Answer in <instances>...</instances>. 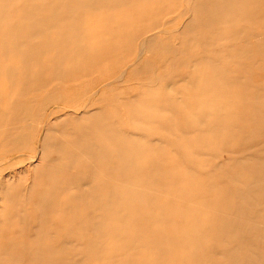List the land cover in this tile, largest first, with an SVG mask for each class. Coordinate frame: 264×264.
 <instances>
[{
  "label": "rangeland",
  "instance_id": "374dc122",
  "mask_svg": "<svg viewBox=\"0 0 264 264\" xmlns=\"http://www.w3.org/2000/svg\"><path fill=\"white\" fill-rule=\"evenodd\" d=\"M111 1L113 0H0V92L3 93V95L0 93L2 96L0 97V112L2 110L5 112L4 119L1 115L3 112L0 113V132H2L0 133L2 134V137H0L1 262L3 261V264H166L170 261L171 264H264V0H241V2L238 0L231 2L229 0L233 3L232 8L230 7L231 3L225 6L222 3L223 0H164L165 2L162 0L165 7L162 2H158L160 0H133L132 3L127 0L128 3L126 2V4L128 5L125 4L123 7L121 3L124 2L121 1L124 0L113 1L115 5ZM224 1L226 2V0ZM237 2L239 3L237 4ZM159 3L163 7L160 8ZM234 3L236 4L234 5ZM227 5L232 10L236 6L237 10L232 13L228 11L229 9H222ZM94 6L96 7L94 8ZM118 6H121V8ZM217 7L219 8L217 9ZM240 8L243 11L242 14L238 13V10H241ZM216 9L218 11L222 10L219 11L222 14L218 15L226 18H222L224 23L229 21L232 26L229 22L223 25L221 17L219 18L217 15L219 12L217 11L216 14L214 12ZM226 11L230 13L228 14ZM155 13L159 15H155ZM185 14H187V18ZM230 14L232 15L228 16ZM200 19H204L203 23L200 22L202 21ZM63 20H66L68 25L65 24L66 21L63 23ZM144 21L148 24L147 26H145ZM140 23L142 25L137 26ZM132 25H136L135 28ZM218 25H221V27H218ZM148 26L152 31H149ZM229 26L232 27H230V31H228ZM79 27V31L82 33L76 31ZM195 27L200 30L193 29ZM217 27L218 29H216ZM222 27L224 28L222 29ZM128 28L130 30L134 29L135 33L133 30L132 32L128 31ZM135 29H140L141 31L138 32L142 33L137 34ZM159 29L162 31H159ZM165 32L167 36H165ZM79 33L82 35H79ZM83 33L86 34V38H83ZM118 34L119 36L121 34L119 38ZM162 34L163 36H161ZM140 35L141 37L144 36L142 37L144 43L141 38H138ZM149 37L151 38L148 39ZM201 37H204V40ZM130 40L133 41L132 44L137 45L130 44V47ZM60 41H64L62 42L63 46ZM77 43L81 49L86 48L81 50L80 47H77ZM125 43L127 48L132 49L133 47V51H130L131 49L130 52L126 51ZM56 45L60 47L59 49H64V53L59 50L63 55L59 54ZM89 45L93 49H88ZM94 45H96V48ZM190 45L192 46L190 47ZM150 46L152 47L149 48ZM112 47L114 48L112 49ZM71 49L74 50L72 57ZM34 50L37 53H33ZM86 50H88V53L85 52ZM96 50L98 52L102 50L105 53H97ZM75 52L77 55L79 54V57L75 56ZM84 53L87 55L85 56ZM33 54L34 56L39 54V56L34 59ZM68 54L70 61L67 59ZM58 55L60 58L56 60L59 57ZM53 56L56 57L55 60H52L54 59ZM42 58L44 61L41 60ZM71 58L76 67L69 64ZM64 59H66L65 66L61 64H64ZM60 60L62 62L58 64ZM78 60L82 61L83 66H78ZM136 60L137 62H135ZM211 60H216L218 63L216 61H213L215 65L209 63ZM52 61H56V63L54 64ZM33 62L36 64L35 67ZM219 62L221 65H218ZM10 63L12 67L9 66ZM172 63L175 64L172 65ZM31 64L33 69L36 68L37 71L34 72L31 69ZM56 64L58 73L55 71ZM212 65L213 68L215 66V69L222 71V73L216 72ZM39 68H42V74L47 73V75H44L47 76V79L48 76H52L49 77L50 81L52 79L51 82H48L49 79L46 80V78V81L43 82V75L42 79H39L41 77V73L38 72ZM74 68L76 71L73 70ZM226 68L232 70L227 69L226 72ZM51 69L53 70L52 73ZM61 69H65L68 75L65 76L66 74ZM82 69H85V71ZM9 70H12L11 73ZM235 70H237V73L233 72ZM72 71L76 74L79 71V73L76 75ZM33 72L34 75H39L38 78L33 76ZM57 74H59V77H57ZM61 74L63 77L60 76ZM217 74L221 75V78H218ZM75 75L78 78L73 77ZM222 76L223 80H221ZM29 77L33 81L29 80L28 85ZM60 77L62 78L60 79ZM71 77L73 78L70 79ZM154 81L155 83H153ZM39 82H43L44 86L40 85ZM200 82L202 85H200ZM46 83H49L50 86H45ZM231 83L239 87L240 90L234 88V86L231 88ZM34 86L39 89L38 92L33 89ZM201 86L206 89L208 86L210 87H208V90L203 88L204 92L199 89ZM228 86H230V89L227 88ZM246 86L247 89L245 90ZM210 88L212 90H209ZM242 89L250 95L244 94ZM96 90H98V93L91 97ZM52 91L56 92L52 93ZM192 91L196 95L191 94ZM213 91L214 93H212ZM33 92H36L35 95ZM209 92L212 98L211 96L206 97ZM179 97L180 99H178ZM250 98L252 99L250 100ZM24 99L29 100L25 101ZM231 100L232 102H230ZM43 101H45V104ZM262 103L263 105H261ZM257 104L259 105L254 106ZM93 105L95 106L93 107ZM240 105L244 110L241 109ZM64 106L68 109H62ZM110 106L112 109L114 108V111L111 112ZM228 107L229 109L226 110ZM51 110L56 111V113L49 117ZM71 110L75 111L71 113ZM26 111H28L27 114ZM26 115L30 117V120L27 119L28 116ZM78 115L80 116L78 117ZM163 118L166 120H163ZM100 119L103 122H100ZM160 120L162 123L158 122ZM157 122L161 125L157 126ZM42 123L45 125L51 123L54 128L48 130V132L46 126ZM27 124L28 128L25 126ZM64 124L67 125L64 127L65 129L67 127L68 131L61 127ZM68 126H72V128L68 129ZM16 128L17 130H15ZM62 128L64 133L69 134L68 136L61 133L62 131L60 132ZM106 130L114 133L111 136L108 132L107 135ZM117 130H119L118 134H120L122 140H119V136L115 132ZM45 132L49 133L50 136L56 135L53 136V144L51 143V137L48 136V143H46L48 145L43 148L42 142L45 140L43 135H48ZM19 135L20 137H18ZM72 135L74 136L72 137ZM59 139L68 140V142H61ZM78 139L79 141H77ZM31 140L32 143H30ZM162 141L164 142L162 143ZM83 142L88 145L86 146ZM73 143L74 145H72ZM51 144L52 146L49 148ZM63 144H65L64 150L60 148ZM66 144H68L67 147ZM149 145L150 148H148ZM73 146H76V149ZM97 146L99 147L97 148ZM55 147L60 148V150H55ZM99 149L104 155L100 153ZM10 150L13 151L10 152ZM156 151L157 153L159 151V158ZM149 153L154 154L152 157L154 156L157 161L150 157L151 154ZM38 154L40 155L38 156ZM190 154H192V157ZM165 155L174 157V160L172 157L170 159L165 157ZM46 157L47 159H45ZM164 157L166 159L163 160ZM161 158L163 161H160ZM150 159L153 160L150 161ZM175 159H179V161L173 162L176 161ZM53 161H57V163ZM165 164L172 165L166 167ZM45 167L47 170L48 168L51 170L50 173L47 172L50 175L54 174L53 177H51L52 175L47 176L48 173H45L44 177L41 176L46 172ZM180 167L183 169L182 174L179 173L181 171ZM141 168L143 169L142 173H140ZM42 169L45 171L42 172ZM151 169H153L152 174L150 173ZM160 169L165 172L164 177L162 176L164 172ZM176 169H179V171ZM186 169H189L190 173L186 172ZM31 173L34 176H31ZM61 173L62 178H60ZM178 173L179 175H177ZM186 173L192 174L190 177H194L193 179L196 181L192 178V180H188ZM249 173L251 175L247 176ZM153 174L156 177V183L154 176L152 177ZM172 174H175L174 178ZM245 174L247 178H245ZM38 175L43 178H38ZM199 175L201 176L198 177ZM46 176L48 180L51 177V181L47 180L46 182ZM140 176L143 177L140 179ZM185 176L186 178H184ZM195 177L198 178V181ZM201 177H207V181L210 178L212 179L207 184V181L203 182L206 180L205 178L202 184ZM59 178L61 183H58ZM181 178L183 180H180ZM63 179L64 182H62ZM34 180L39 184L37 185ZM54 180H57L55 185L54 182L56 181ZM184 180L188 186L185 185ZM31 181L32 183H30ZM97 181L99 184L101 181L102 183L95 185L94 183H97ZM180 181H183V184H178ZM153 183L156 185L154 186ZM68 184L72 186V189L68 186L71 190H67ZM101 185L105 188L100 189ZM60 186L64 190L60 189ZM48 187L53 193L51 190L48 191ZM57 187L62 192H59ZM36 188L37 190H35ZM152 188L155 191H152ZM182 188L185 192L191 191V194L184 193L189 194V197L188 195L187 197L186 195L181 197L183 195ZM188 188L190 189L187 190ZM40 189L42 195L39 193ZM96 189H99V192L102 191L99 193ZM215 189L220 192L217 194L218 191ZM61 193L65 194L62 195ZM14 194L17 195L14 196ZM106 194L108 197H106ZM195 194L197 197L194 196ZM38 195L41 196L39 199L37 198ZM60 195L62 196L60 197ZM147 196L148 199H146ZM56 198L57 200H54ZM55 201L56 203H54ZM139 201L140 203H138ZM12 203L13 205L17 203L15 208ZM151 203L154 207L159 208L156 212ZM9 204H11V207L8 208L7 205ZM137 204L140 211L136 209ZM170 205H173V208H170ZM170 210L175 214V219H172L171 216V219L177 222L175 225L173 221L169 223L171 221L169 218L171 215ZM184 211L189 212L185 213ZM182 212L183 214H181ZM188 213L191 219L189 216L187 219L190 221L187 220L188 224H186L185 219ZM122 214H125V217L124 215L121 217ZM150 215L153 217L151 220H156L155 222L148 218ZM13 216L15 218H12ZM131 217L133 218L127 220ZM165 217L168 218V222H166ZM122 219L125 220L122 221ZM152 222L154 225H151ZM130 223L133 227L129 225ZM162 225H164L163 228ZM191 230L193 231L191 232ZM190 234H193L196 239H191L193 237ZM143 235H146L147 241H150L149 245H147L148 243ZM149 235L151 238H149ZM181 235L182 237L184 235L183 241L178 240ZM187 236L191 237L187 239L190 240V245H187V241L184 240ZM34 238L37 240L39 238V240L32 241ZM44 242L45 245H43ZM7 243L12 244H8V246ZM3 246H6V249ZM28 246L30 247L28 248ZM31 247L33 249H30ZM209 253L210 258H208ZM36 254L39 257L38 259ZM150 256L152 257L149 258ZM44 259L45 262H43Z\"/></svg>",
  "mask_w": 264,
  "mask_h": 264
},
{
  "label": "bare ground",
  "instance_id": "6f19581e",
  "mask_svg": "<svg viewBox=\"0 0 264 264\" xmlns=\"http://www.w3.org/2000/svg\"><path fill=\"white\" fill-rule=\"evenodd\" d=\"M59 1H60V0H59ZM85 1H86V0H85ZM109 1H110V0H109ZM113 1H115V0H113ZM113 1H111V2L113 3ZM118 1H119V0H118ZM132 1H133V0H130L131 3H132ZM136 1H137V0H136ZM163 1H164V0H163ZM163 1L160 0V1H158V2H160V3L162 2V5H163L164 2H165V1H164V2H163ZM184 1H185V0H184ZM206 1H207V0H206ZM208 1H209V0H208ZM228 1H229V0H228ZM228 1L226 0V2H225V1L223 0L222 3H224L225 6H226V4H230L233 0H231V2L229 1V3H228ZM238 1L241 2V0H238ZM73 2H74V1H73ZM111 2H110V4H111ZM121 2H124V3H121ZM121 2H120V3H121V5H122V7H123V5L125 6L127 0H126V1L124 0V1H121ZM130 2H129V3H130ZM234 2H235V1H234ZM239 2H237V4H238ZM33 3H35V2H33ZM118 3H119V2H118ZM120 3H119V4H120ZM127 3H128V2H127ZM160 3H159V4H160ZM98 4H99V3H98ZM113 4H114V3H113ZM116 4H117V2H116ZM189 4H190V3H189ZM205 4H206V3H205ZM224 4H222V5H224ZM232 4H233V3H231L230 7L232 6ZM235 4H236V3H234V5H235ZM242 4H243V3H242ZM244 4H245V3H244ZM73 5H74V4H73ZM94 5H95V4H94ZM114 5H115V4H114ZM126 5H128V4H126ZM157 5H158V4H157ZM160 5H161V4H160ZM160 5H159V6H160ZM162 5L160 6V8L163 7ZM166 5H167V3H166ZM234 5H233V6H234ZM6 6H7V5H6ZM58 6L60 7L59 4H58ZM212 6H213V5H212ZM217 6H218V4H217ZM86 7H87V6H86ZM95 7H96V6H94V8H95ZM112 7H113V6H112ZM118 7H119V6H118ZM118 7H117V8H118ZM157 7H158V6H157ZM164 7H165V4H164ZM191 7H192V5H191ZM191 7L189 6V9H190ZM219 7H220V4H219ZM219 7H217V9H218ZM252 7H253V6H252ZM60 8H61V7H60ZM76 8H77V7H76ZM90 8H91V7H90ZM113 8H115V7H113ZM119 8H121V6H120ZM158 8H159V7H158ZM214 8H215V7H214ZM220 8H221V7H220ZM231 8H232V7H231ZM231 8H228V5H227V7H224V8H222V9H225V10H226V9H229L228 11H231L232 13H233V11H236V10H237V9H236V6H235V8H233V10H232ZM242 8H243V7H242ZM248 8H249V7H248ZM217 9L214 11L215 14H216L217 11H218ZM240 9H241V8H240ZM61 10H63V9H61ZM61 10H60V11H61ZM180 10H181V9H180ZM186 10H187V9H186ZM200 10H201V9H200ZM209 10H210V9H209ZM220 10H221V9H220ZM220 10H219V11H220ZM60 11H59V12H60ZM65 11H66V9H65ZM70 11H71V10H70ZM219 11H218V12H219ZM221 11H222V10H221ZM240 11H242V9H241ZM240 11L238 10V13L242 14L243 11H242V12H240ZM66 12H68V11H66ZM66 12H65V13H66ZM76 12H77V11H76ZM179 12H180V11H179ZM184 12H185V11H184ZM194 12H195V11H194ZM226 12H227V11H226ZM244 12H245V8H244ZM181 13H182V12H181ZM185 13H186V12H185ZM191 13H192V11H191ZM220 13H221V12L217 13V15L220 14ZM223 13H224V11H223ZM227 13H228V12H227ZM229 13H230V12H229ZM229 13H228V14H229ZM27 14H28V13H27ZM156 14H157V13H155V15H156ZM179 14H180V13H179ZM212 14H214V13H212ZM215 14H214V16H215ZM221 14H222V13H221ZM224 14L227 15L226 13H224ZM22 15H23V14H22ZM67 15H68V14H67ZM157 15H159V14H157ZM182 15H183V14H182ZM186 15H187V14H185V17H186ZM231 15H232V14H230V15H228V16H231ZM257 15H259V14H257ZM28 16H29V15H28ZM63 16H64V15H63ZM218 16H219V18H220L222 15H218ZM218 16H217V17H218ZM158 17H159V16H158ZM160 17H161V16H160ZM167 17H168V16H167ZM190 17H191V16H190ZM215 17H216V16H215ZM65 18H66V17H65ZM154 18H155V17H154ZM165 18H166V17H165ZM168 18H169V17H168ZM186 18H187V17H186ZM222 18H223V19H226V18H224V16L220 18L221 21H223V25H226V23H228L229 21L226 22V23H224V20H222ZM234 18H235V16H234ZM245 18H247V17H245ZM152 19H153V18H152ZM159 19H160V18H159ZM170 19H172V18H170ZM174 19H175V18H174ZM174 19H172V20H174ZM197 19H199V18H197ZM206 19H207V18H206ZM241 19H242V18H241ZM258 19H259V18H258ZM175 20H176V19H175ZM200 20H202V19H200ZM200 20H198V21H200ZM203 20H204V19H203ZM203 20L200 21V22L203 23ZM210 20H211V19H210ZM210 20H207V21H210ZM64 21H66V20H63V23H64ZM170 21H171V20H170ZM170 21H166V22L169 23ZM226 21H227V20H226ZM158 22H159V21H158ZM196 22H197V21H196ZM215 22H216V21H215ZM61 23H62V22H61ZM68 23H69V21H68ZM156 23H157V22H156ZM207 23H208V22H207ZM229 23H230V22H229ZM235 23H237V22H235ZM246 23H247V22H246ZM248 23H249V22H248ZM65 24L68 25V24H67V21L65 22ZM144 24H146L145 26L148 25L145 21H144ZM154 24H155V23H154ZM162 24H163V23H162ZM173 24H174V23H173ZM208 24H210V23H208ZM212 24H214V23H212ZM230 24H231V26H232V23H230ZM244 24H245V23H244ZM249 24H250V23H249ZM29 25H30V24H29ZM136 25H137V24H136ZM136 25H135V26H136ZM139 25H142V24L140 23V24H138L137 26H139ZM168 25H169V24H168ZM189 25H190V24H189ZM246 25H247V24H246ZM132 26H133V25H132ZM135 26H133V28H135ZM143 26H144V25H143ZM162 26H163V25H162ZM219 26L221 27V25H218V27H219ZM231 26H229V28H228L229 30L227 29L228 31L231 30V29H230ZM256 26H257V25H256ZM30 27H31V26H30ZM80 27H82V26H80ZM80 27H79V29L76 30V31H79V30H80ZM163 27H164V26H163ZM211 27H214V26H211ZM218 27H217L216 29H218ZM227 27H228V26H227ZM28 28H29V26H28ZM32 28H33V27H32ZM157 28H158V26H157ZM189 28H190V26H189ZM223 28H224V27H222V29H223ZM231 28H232V27H231ZM255 28H256V27H255ZM148 29H149V26H148ZM162 29H164V28H162ZM193 29L196 30L197 27H195V28H193ZM198 29H199V28H198ZM198 29H197V31H198ZM210 29H212V28H210ZM132 30H133V32H134V29H132ZM132 30H130V28H128V31L132 32ZM135 30H136V29H135ZM139 30H140V29L136 30V31H137V34L142 33V32H138ZM153 30H154V29H153ZM160 30H161V29H159V31H160ZM176 30H177V29H176ZM195 30H194V31H195ZM199 30H200V29H199ZM201 30H203V28H201ZM214 30H215V29H214ZM27 31H28V30H27ZM74 31H75V30H74ZM93 31H94V30H93ZM140 31H141V30H140ZM149 31H152V30L149 29ZM161 31H162V30H161ZM164 31H165V30H164ZM173 31L175 32L174 29H173ZM173 31H172V32H173ZM189 31H190V30H189ZM189 31H188V32H189ZM194 31H193V33L196 34ZM206 31H207V30H206ZM218 31H220V30H218ZM221 31H222V30H221ZM79 32H80V31H79ZM130 32H128V33H130ZM156 32H157V31H156ZM167 32H168V31H167ZM183 32H184V31H183ZM203 32H204V31H203ZM216 32H217V31H216ZM256 32H257V30H256ZM32 33H33V32H32ZM80 33H82V32H80ZM80 33H79V35H82V34H80ZM84 33H85V32H84ZM84 33H83V34H84ZM134 33H135V32H134ZM148 33H149V32H148ZM148 33H147V34H148ZM153 33H154V32H153ZM158 33H159V32H158ZM163 33H164V32H163ZM198 33H199V32H198ZM212 33H214V32H212ZM219 33H220V32H219ZM227 33H228V32H227ZM229 33H230V32H229ZM21 34H22V33H21ZM87 34H88V33H87ZM149 34H150V33H149ZM167 34H168V33H167ZM169 34H170V33H169ZM185 34H186V33H185ZM75 35H76V34H75ZM75 35H74V36H75ZM85 35H86V34H84V37H83V38H86ZM186 35H187V34H186ZM203 35H204V34H203ZM214 35H216V34H214ZM217 35H219V34H217ZM26 36H27V35H26ZM88 36H90V35L88 34ZM120 36H121V34H120ZM120 36H119V34H118V38H119ZM125 36H126V35H125ZM149 36H150V35H149ZM161 36H163V34H162ZM165 36H167V35H166V32H165ZM78 37H79V36H78ZM126 37H127V36H126ZM142 37H144V36H142ZM142 37H141V35H140V37H138V38H139V39L141 38L142 41H143V38H142ZM145 37H146V36H145ZM147 37H148V36H147ZM215 37H217V36H215ZM218 37H219V36H218ZM81 38H82V37H81ZM122 38H123V37H122ZM128 38L130 39L129 34H128ZM128 38H127V39H128ZM150 38H151V37H149L148 39H150ZM152 38H153V37H152ZM201 38L203 39L204 37H201ZM221 38H223V37H221ZM239 38H240V37H239ZM116 39H117V38H116ZM185 39H186V38H185ZM187 39H188V38H187ZM187 39H186V40H187ZM198 39H199V37H198ZM202 39H201V41H202ZM213 39H214V38H213ZM25 40H26V39H25ZM84 40H85V39H84ZM186 40H185V41H186ZM195 40H196V39H195ZM203 40H204V39H203ZM205 40H206V39H205ZM210 40H211V37H210ZM229 40H230V39H229ZM69 41H70V39H69ZM77 41H78V40H77ZM117 41H118V40H117ZM128 41H129V40H128ZM128 41H127V43H129ZM136 41H137V40L135 39V42H136ZM150 41H151V40H150ZM150 41H149V42H150ZM153 41H154V40H153ZM201 41H200V42H201ZM214 41H215V40H214ZM216 41H217V40H216ZM239 41H240V40H239ZM6 42H7V41H6ZM60 42H61V44H62V42H64V41H60ZM60 42H59V43H60ZM131 42L133 43V41L130 40V43H129V46H130V47H131L130 44H132ZM144 42H145V41H143V43H144ZM147 42H148V41H147ZM158 42H160V41H158ZM215 43H217V42H215ZM5 44H6V43H5ZM61 44H60V45H61ZM103 44H104V43H103ZM146 44H148V43H146ZM158 44H159V43H158ZM190 44H192V43H190ZM64 45H65V44H64ZM77 45H78L77 47H80L78 43H77ZM85 45H86V44H85ZM85 45H82V46H85ZM104 45H105V44H104ZM104 45H103V46H104ZM116 45H118V44H116ZM116 45H113V46L115 47ZM125 45H126V43H125ZM132 45H137V44H132ZM139 45H141V44H139ZM197 45H198V44H197ZM228 45H229V44H228ZM46 46H47V45H46ZM62 46H63V44H62ZM62 46H61V47H62ZM86 46H87V45H86ZM94 46H95V48H96V45H94ZM111 46H112V45H111ZM146 46H147V45H146ZM159 46H160V45H159ZM168 46H170V45H168ZM188 46H189V44H188ZM191 46H192V45H190V47H191ZM219 46H220V45H219ZM219 46H218V47H219ZM55 47H58V45H56ZM99 47L101 48V46H99ZM114 47H112V49H113ZM124 47H125V46H124ZM130 47L127 48V45H126V48H127L126 51H127V50H128V52L133 51V47H132V49H131ZM151 47H152V46H150L149 48H151ZM157 47H158V46H157ZM165 47H166V46H165ZM216 47H217V46H216ZM221 47H222V46H221ZM221 47H220V48H221ZM226 47H227V46H226ZM38 48H39V47H38ZM44 48H45V47H44ZM59 48H60V47H58L57 50H58V51H59V50L61 51L62 49H59ZM74 48H76V47H74ZM84 48H86V47H83V49H81V47H80L81 50H84ZM87 48H88V49L91 48L90 45H89V47H87ZM135 48H136V47H135ZM147 48H148V47H147ZM149 48H148V49H149ZM168 48H169V47H168ZM222 48H223V47H222ZM42 49H43V48H42ZM47 49H48V48H47ZM78 49H79V48H78ZM78 49H77V50H78ZM80 49H79V51H80ZM91 49H93V48H91ZM130 49H131V50H130ZM44 50H45V49H44ZM44 50H43V51H44ZM63 50H64V49H63ZM63 50H62V51H63ZM71 50H72V51H71V53H72L71 57H72V56H73V52H74V50H73V49H71ZM77 50H76V52H77ZM94 50H95V49H94ZM97 50H98V49H97ZM97 50H96L97 53H102V52H104V51H102V50H101V52H98ZM129 50H130V51H129ZM134 50H135V49H134ZM143 50H144V49H143ZM169 50H170V48H169ZM58 51H56V52L58 53ZM60 51H59V54H62V52L60 53ZM65 51H66V50H65ZM171 51H172V50H171ZM174 51H175V50H174ZM35 52L37 53V51L34 50L33 53H35ZM56 52H54V53L57 54ZM76 52H75V53H76ZM80 52H81V51H80ZM83 52H84V51H83ZM83 52H82V55H83ZM85 52L88 53V50H86ZM89 52H90V50H89ZM117 52H118V51H117ZM120 52H121V51H120ZM146 52H147V50H146ZM63 53H64V51H63ZM75 53H74V55H75ZM104 53H105V52H104ZM107 53H108V52H107ZM112 53H113V52H112ZM131 53H132V52H131ZM131 53H129V54H131ZM144 53H145V52H144ZM167 53H168V52H167ZM173 53H174V52H173ZM39 54H40V53H39ZM39 54H36V56H39ZM45 54H46V53H45ZM45 54H44V55H45ZM69 54H70V53H69ZM69 54H68L67 59H69ZM80 54H81V53H80ZM84 54H85V53H84ZM132 54H134V53H132ZM168 54H169V53H168ZM62 55H63V54H62ZM78 55H79V54H78ZM78 55H77V53H76L75 56H78ZM82 55H81V57H82ZM86 55H87V54H85V56H86ZM127 55H128V54H127ZM144 55H145V54H144ZM165 55H166V54H165ZM165 55H164V56H165ZM28 56H30V55H28ZM36 56H34V54H33L34 59H35ZM56 56H57V55H56ZM58 56H59V55H58ZM65 56H66V54H65ZM85 56H83V57H85ZM122 56H123V55H122ZM166 56H167V55H166ZM238 56H239V55H238ZM78 57H79V56H78ZM120 57H121V55H120ZM137 57H138V56H137ZM139 57H140V56H139ZM141 57H142V56H141ZM168 57H170V55H168ZM168 57H167V58H168ZM47 58L50 60L49 57H47ZM52 58H54V59H52ZM52 58H51L52 60H55L56 57L53 56ZM59 58H60V56L57 57L56 60L59 59ZM61 58H62V60H63V56H62ZM73 58H75V57H73ZM116 58H117V57H116ZM142 58H143V57H142ZM37 59H38V58H37ZM44 59H45V58H44ZM71 59H72V58H71ZM77 59H78V58H77ZM79 59H80V58H79ZM83 59H86V58H83ZM111 59H114V58H111ZM123 59H124V58H123ZM41 60L44 61L43 58H42ZM45 60H47V59H45ZM65 60H66V59H64V61H65ZM81 60H82V58H81ZM81 60H80V61H81ZM90 60H91V59H90ZM106 60H107V59H106ZM124 60H125V59H124ZM124 60H123V62H124ZM67 61H68V60H67ZM69 61H70V59H69ZM69 61H68V62H69ZM72 61H73V59L71 60V62H70L69 64H72L73 67H74L75 65L73 64ZM76 61H77V60H76ZM78 61H79V60H78ZM80 61H79V64H78L77 62H76V63L78 64V66H79V65H80V66H81V65L83 66L82 61H81L82 64L80 63ZM84 61H85V60H84ZM84 61H83V62H84ZM91 61H92V60H91ZM121 61H122V60H121ZM175 61H176V60H175ZM175 61H174V62H175ZM211 61H212V60H211ZM211 61H210V62L208 61V62L214 64L213 61H216V60H213L212 62H211ZM34 62H35V61H34ZM34 62H33V65H34V67H35L36 64H35ZM45 62H46V61H45ZM52 62H54V64L56 63V61H52ZM61 62H62V61L60 60L58 64H60ZM88 62H89V61H88ZM135 62H137V60H136ZM135 62H134V64H135ZM140 62H141V61H140ZM196 62H197V61H196ZM208 62H207V63H208ZM216 62H217V61H216ZM8 63H9V62H8ZM175 63H176V62H175ZM175 63H172V65L175 64ZM217 63H218V62H217ZM219 63H220V62H219ZM221 63H222V61H221ZM221 63L218 64V65H221ZM45 64H47V63H45ZM61 64L65 66V65H66V61L64 62V64H63V63H61ZM69 64H68V65H69ZM77 64H76V65H77ZM102 64H103V63H102ZM138 64H139V63H138ZM5 65H6V63H5ZM31 65H32V64H31ZM33 65H32V68H31V69L35 72V71H37V70H36V68L33 69ZM52 65H53V64H52ZM132 65H133V64H132ZM144 65H145V64H144ZM186 65H187V64H186ZM214 65H215V64H214ZM7 66H8V65H7ZM9 66L12 67V66H11V63H10ZM13 66H14V65H13ZM56 66H57V64L55 65V67H56ZM134 66H135V65H134ZM223 66H224V64H223ZM53 67H54V65H53ZM61 67H62V66H61ZM75 67H76V66H75ZM149 67H150V66H149ZM225 67H226V66H225ZM45 68H46V67H45ZM62 68H63V67H62ZM71 68H72V66H71ZM79 68H81V67H79ZM210 68H211V67H210ZM212 68H213V65H212ZM228 68H229V67H228ZM228 68H226V70H225L226 72H227V69H228ZM8 69H10V68L8 67ZM8 69H7V71H6V74H7V72H8ZM12 69H13V68H12ZM40 69H41V70H40ZM52 69H53V68H52ZM52 69H51V73H52V71H53ZM77 69H78V68H77ZM85 69H86V68H85ZM85 69H82V70L85 71ZM213 69H214L216 72L219 71L220 74L222 73V71H220V70L217 71V70L215 69V66H214ZM218 69H219V68H218ZM24 70H25V69H24ZM45 70H46V69H45ZM49 70H50V69H49ZM56 70H58V67H56L55 71H56ZM59 70H60V69H59ZM63 70H64V71H63ZM63 70L61 69V71H62L63 73L66 74L65 76H67L68 74H67V72H65L66 70H65V69H63ZM70 70H72V69H70ZM73 70H75V68H74ZM223 70H224V69H223ZM228 70H232V69H228ZM4 71H5V69H4ZM9 71H10V70H9ZM11 71H12V70H11ZM11 71H10V73H11ZM26 71H27V70H26ZM41 71H42V68H39V70H38L39 74L41 73ZM46 71H47V70H46ZM68 71H69V70H68ZM75 71H76V70H75ZM225 71H224V75H225ZM18 72H19V71H18ZM34 72H33V76H37V78H38L39 75H34V74H35ZM58 72H59V71H56V73H58ZM72 72H73V74L75 73L74 71H72ZM92 72H93V71H92ZM216 72H214V74H216ZM233 72H236V73H237V70H235V71H233ZM43 73H44V71H43ZM60 73H61V72H60ZM63 73H62V74H63ZM78 73H79V71H78ZM78 73H77V74H78ZM82 73L84 74V72H82ZM53 74H55V73H53ZM53 74H51V75H53ZM62 74H61L60 76L63 77L64 74H63V75H62ZM73 74H72V75H73ZM75 74H76V73H75ZM77 74H76V75H77ZM233 74H234V73H233ZM8 75H9V73H8ZM8 75H7V76H8ZM20 75H21V74H20ZM30 75H31V73H30ZM42 75H43V79H42ZM44 75H47V73H45V74H42V73H41V75H40L41 77L39 78V79H42L43 82L46 81V80H48L49 77H52V76H48V79H47V76L45 77ZM55 75H56V74H55ZM57 75H58L57 77H59V74H57ZM76 75L73 76V77H76ZM79 75H81V74H79ZM79 75H78V76H79ZM90 75H91V74H90ZM224 75H223V76H224ZM228 75H229V74H228ZM235 75H236V74H235ZM7 76H6V77H7ZM31 76H32V75H31ZM33 76H32V77H33ZM217 76H218V78H221V75L217 74ZM217 76H216V77H217ZM219 76H220V77H219ZM223 76H222V79H221V80L224 79ZM27 77H28V76H27ZM57 77H56V79H58ZM62 77H60V79H61ZM73 77H71L70 79H72ZM225 77H226V76H225ZM230 77H231V76H230ZM8 78H9V76H8ZM8 78H7V79H8ZM45 78H46V80H45ZM64 78H66V77H64ZM64 78H63V80L66 81L67 78H66V79H64ZM76 78H78V77H76ZM80 78H81V77H80ZM25 79H27V78L25 77ZM25 79H24V80H25ZM32 79H33V78H32ZM54 79H55V78H54ZM54 79H53V80H54ZM56 79H55V80H56ZM234 79H236V78H234ZM239 79H240V77H239ZM29 80H31L30 77L28 78V81H27V82H28V85H29V82H30ZM55 80H54V81H55ZM63 80H62V81H63ZM10 81H11V79H10ZM31 81H33V80H31ZM37 81H38V79H37ZM49 81H50V79L48 80V82H49ZM51 81H52V79H51ZM51 81H50V82H51ZM210 81H211V80H210ZM237 81H238V80H237ZM24 82H26V81H24ZM24 82H23V83H24ZM43 82H42V83H43ZM184 82H185V80H184ZM201 82H202V81H201ZM201 82H200V85H202ZM33 83H34V82H33ZM33 83H32V86H33ZM39 83H40V85L44 86V84H42L41 82H39ZM153 83H155V81H154ZM238 83H239V82H238ZM241 83H242V82H241ZM8 84H9V83H8ZM11 84H12V83H11ZM35 84H38V83H35ZM50 84H51V83H50ZM185 84H186V83H185ZM198 84H199V82H198ZM14 85H15V84H14ZM30 85H31V84H30ZM47 85H49V83H48V84L46 83L45 86H47ZM107 85H108V84H107ZM171 85H172V84H171ZM231 85H232V83H231ZM231 85H230V86H231ZM239 85H240V83H239ZM23 86H24V85H23ZM36 86H37V85H36ZM36 86L33 87V89H35V91L39 90V89L35 88ZM49 86H50V85H49ZM169 86H170V85H169ZM198 86H199V85H198ZM203 86H204V85H203ZM225 86H226V85H225ZM230 86H228L227 88L230 89V88H229ZM233 86H234V85H232L231 88H233ZM11 87H13V86H11ZM28 87L30 88V86H28ZM37 87H38V86H37ZM47 87H48V86H47ZM62 87H63V86H62ZM208 87H210V86H208ZM208 87H207V89H206L205 87H203V88H205L204 90H208ZM235 87H236V86H234V88H235ZM258 87H259V86H258ZM39 88H41V87L39 86ZM203 88H202V86H201L199 89H202L201 91H204ZM236 88H237L238 90H240L239 87H236ZM21 89H22V88H21ZM41 89H42V88H41ZM48 89H49V88H48ZM48 89H47V90H48ZM163 89H164V88H163ZM192 89H193V88H192ZM192 89H191V90H192ZM246 89H247V86L245 87V90H246ZM28 90H29V89H28ZM43 90H44V89H43ZM51 90H52V89H51ZM53 90H54V89H53ZM98 90H99V89H98ZM98 90H96V91L93 93V95H92V96L90 95V96L93 97L94 95H96V94L98 93ZM191 90H190V91H191ZM209 90H212V88H210ZM214 90H215V88H214ZM242 90H243V89H242ZM29 91H30V90H29ZM29 91H28V92H29ZM40 91H42V90H40ZM45 91H46V90H45ZM56 91H57V90H56ZM56 91H54V92H56ZM59 91H61V90H59ZM164 91H165V90H164ZM193 91H194V89H193ZM193 91L190 92V93H191V94H194ZM243 91H244V90H243ZM253 91H255V90H253ZM253 91H252V92H253ZM258 91H259V90H258ZM258 91H257V92H258ZM21 92H22V91H21ZM21 92H20V93H21ZM37 92H38V91H37ZM54 92L52 91V93H54ZM63 92H64V91H63ZM204 92H205V91H204ZM255 92H256V91H255ZM260 92H261V91H260ZM0 93H2V92H0ZM30 93H31V91H30ZM30 93H27V94H30ZM34 93H36V92H33V94H34ZM50 93H51V92H50ZM52 93H51V94H52ZM150 93H151V92H150ZM166 93H167V92H166ZM212 93H214V91H213ZM246 93H247V91H246V92L244 91V94H246ZM249 93H251V92H249ZM261 93H262V92H261ZM21 94H22V93H21ZM27 94H26V96H27ZM39 94H41V93H39ZM39 94H38V95H39ZM51 94H48V95H51ZM61 94H62V92H61ZM167 94H169V93H167ZM203 94H204V93H203ZM206 94H207V93H206ZM209 94H210V95H209ZM209 94H208V96H206V97L211 96V93H210V92H209ZM247 94H248V93H247ZM255 94H256V93H255ZM1 95H3V93H2ZM1 95H0V97H2ZM34 95H35V94H34ZM38 95H37V96H38ZM48 95H47V96H48ZM54 95H55V94H54ZM56 95H57V94H56ZM194 95H196V94H194ZM198 95H199V94H198ZM215 95H216V94H215ZM218 95H220V94H218ZM239 95H240V94H239ZM248 95H250V94H248ZM256 95H257V94H256ZM37 96H35V97H37ZM47 96H46V98H47ZM66 96H67V94H66ZM148 96H150V95H148ZM192 96H193V95H192ZM222 96H223V95H222ZM27 97H29V96H27ZM62 97H63V96H62ZM91 97H90V98H91ZM165 97H166V96H165ZM201 97H202V96H201ZM213 97H215V96H213ZM217 97H218V96H217ZM217 97H216V98H217ZM219 97H220V96H219ZM219 97H218V98H219ZM223 97H224V96H223ZM25 98H26V97H25ZM44 98H45V97H44ZM50 98H51V97H50ZM155 98H157V97H155ZM166 98H167V97H166ZM211 98H212V96H211ZM220 98H221V97H220ZM240 98H241V95H240ZM22 99H23V98H22ZM37 99H38V98H37ZM52 99H53V96H52ZM66 99H67V98H66ZM73 99H74V98H73ZM178 99H180V97H179ZM233 99H235V98H233ZM237 99H239V98H237ZM237 99H236V101H237ZM247 99H248V97H247ZM251 99H252V98H250V100H251ZM253 99H254V98H253ZM24 100L27 101V100H29V99H27V100L24 99ZM42 100H43V99H42ZM42 100H41V101H42ZM54 100H55V98H54ZM60 100H61V99H60ZM63 100H64V99H63ZM160 100H161V99H160ZM221 100H222V99H221ZM227 100H229V99H227ZM239 100H241V99H239ZM0 101H1V100H0ZM45 101H46V100H45ZM45 101H43L44 104H45ZM64 101H65V100H64ZM193 101H194V100H193ZM195 101H197V100L195 99ZM195 101H194V102H195ZM234 101H235V100H234ZM255 101H256V100H255ZM31 102H32V101H31ZM49 102H50V99H49ZM58 102H59V101H58ZM60 102H61V101H60ZM65 102H66V101H65ZM70 102L72 103V101H70ZM79 102H80V101H79ZM100 102H101V101H100ZM205 102H206V101H205ZM230 102H232V100H231ZM230 102H229V103H230ZM241 102H242V101H241ZM249 102H250V101H249ZM251 102H252V101H251ZM251 102H250V103H251ZM253 102H254V100H253ZM258 102H262V101H258ZM0 103H1V102H0ZM26 103H27V102H26ZM41 103H42V102H41ZM62 103H64V102H62ZM195 103H196V102H195ZM247 103H248V102H247ZM33 104H34V102H33ZM39 104H40V103H39ZM58 104H59V103H58ZM197 104H198V101H197ZM239 104H240V103H239ZM253 104H254V103H253ZM259 104H260V103H259ZM259 104L254 105V106H258ZM28 105H29V104H28ZM52 105H53V103H52ZM71 105H72V104H71ZM236 105H237V103H236ZM261 105H263V103H262ZM36 106H37V105H36ZM38 106H39V105H38ZM40 106H41V104H40ZM40 106H39V107H40ZM57 106H58V105H57ZM94 106H95V105H93V107H94ZM106 106H107V105H106ZM111 106H112V105H111ZM111 106H110V109H112V107H113V106H112V107H111ZM241 106H242V105H240V107H241ZM27 107H28V106H27ZM27 107H25V108H27ZM48 107H49V106H48ZM50 107H51V106H50ZM55 107H56V106H55ZM60 107H61V106H60ZM70 107H71V106H70ZM21 108H23V107H21ZM25 108H24V109H25ZM31 108H32V107H31ZM31 108H29V109H31ZM34 108H35V107H34ZM34 108H33V109H34ZM78 108H79V107H78ZM96 108H97V107H96ZM98 108H99V107H98ZM235 108H236V107H235ZM242 108H243V107H241V109H242ZM40 109H41V107H40ZM62 109L65 110V109H68V108L64 106ZM86 109H87V108H86ZM113 109H114V108H113ZM113 109L111 110V112L114 111ZM199 109H200V108H199ZM227 109H229V107L226 108V110H227ZM9 110H10V108H9ZM41 110H42V109H41ZM76 110H77V109H76ZM84 110H85V109H84ZM91 110H92V109H91ZM95 110H96V109H95ZM193 110H194V108H193ZM232 110H233V109H232ZM243 110H244V108H243ZM10 111H11V110H10ZM51 111H52V112H51ZM51 111H50L51 113L49 114V117L53 116V114L56 113V111H53V110H51ZM73 111H75V110H71V113H72ZM80 111H83V110H80ZM87 111H88V110H87ZM93 111H94V109H93ZM191 111H192V110H191ZM260 111H261V110H260ZM2 112H3V114H1V115L3 116V119H4V115H5L4 113H5V112H4L3 110H2ZM2 112H0V113H2ZM6 112H7V110H6ZM27 112H28V111H26V114H27ZM43 112H44V110H43ZM77 112H78V111H77ZM85 112H86V111H85ZM68 113H69V115H71L70 112H68ZM74 113H75V112H74ZM223 113H224V112H223ZM7 114H9V113H7ZM20 114H21V113H20ZM46 114H47V112H46ZM77 114H78V113H77ZM95 114H96V113H95ZM22 115H23V114H22ZM42 115H43V113H42ZM113 115H114V114H113ZM133 115H134V114H133ZM168 115H169V114H168ZM217 115H218V114H217ZM7 116H8V115H7ZM26 116H28V115H26ZM31 116H32V115H31ZM79 116H80V115H78V117H79ZM95 116H97V115H95ZM134 116H136V115H134ZM166 116H167V115H166ZM168 117H169V116H168ZM210 117H211V116H210ZM11 118H12V117H11ZM29 118H30V117L28 116L27 119L30 120ZM135 118H136V117H135ZM138 118H139V117H138ZM169 118H170V117H169ZM0 119H1V118H0ZM7 119H8V118H7ZM12 119H13V118H12ZM46 119H47V118H46ZM9 120H10V119H9ZM15 120H16V118H15ZM32 120H33V119H32ZM41 120H43V119L41 118ZM66 120H67V119H66ZM154 120H155V119H154ZM156 120H157V119H156ZM161 120H162V119H161ZM161 120L158 121V122L162 123ZM163 120H166V119L163 118ZM2 121H3V120H2ZM18 121H19V120H18ZM18 121H17V122H18ZM20 121H21V120H20ZM47 121H48V120H47ZM67 121H68V120H67ZM69 121H70V120H69ZM7 122H8V120H7ZM14 122H15V121H14ZM14 122H13V123H14ZM17 122H16V123H17ZM27 122H29V121H27ZM35 122H36V121H35ZM42 122H43V121H42ZM71 122H72V121H71ZM74 122H75V121H74ZM100 122H103V120L100 119ZM112 122H113V121H112ZM158 122L156 123V124H158L157 126H159V124H160V123H158ZM163 122L165 123V121H163ZM224 122H225V121H224ZM33 123H34V122H33ZM39 123H40V122H39ZM66 123H67V122H66ZM113 123H114V122H113ZM2 124H3V122H2ZM42 124H44V123H42ZM104 124H105V123H104ZM154 124H155V123H154ZM156 124H155V125H156ZM0 125H1V122H0ZM19 125H20V124H19ZM29 125H30V124H29ZM35 125H36V124H35ZM37 125H38V124H37ZM44 125H45V124H44ZM105 125H106V124H105ZM105 125H104V126H105ZM160 125H161V124H160ZM7 126H8V125H7ZM13 126H14V124H13ZM17 126H18V123H17ZM20 126H21V125H20ZM25 126H27V128H28V124L25 125ZM45 126H46L47 131L50 130V129H53V128H54V127H53V124H51V123H48V124H46ZM59 126H60V125H59ZM64 126H67V125H65V124H64L63 126L61 125V127H64ZM101 126H103V125H101ZM18 127H19V126H18ZM31 127L33 128V126H31ZM31 127H29V129H31ZM68 127H69L68 129H70V127L72 128V126H68ZM163 127H164V126H163ZM169 127H170V126H169ZM19 128H20V127H19ZM27 128H26V129H27ZM34 128H35V127H34ZM44 128H45V127H44ZM106 128H107V127H106ZM144 128H145V127H144ZM167 128H168V127H167ZM107 129L110 130L109 128H107ZM115 129H116V127H115ZM115 129H114V130H115ZM15 130H17V128H16ZM21 130H22V129H21ZM64 130H65V131H68V130H67V127H66V129H65V127H64ZM71 130H72V129H71ZM71 130H70V131H71ZM73 130H74V129H73ZM78 130H79V129H78ZM104 130H105V128H104ZM108 130H106V134L108 135V132H110V134H111V136H112V134L114 133V132H113L114 130L111 129V130H113L112 132H111V131H108ZM169 130H170V129H169ZM2 131L4 132V130H2ZM22 131H23V130H22ZM22 131H21V133H23ZM43 131H45V130H43ZM61 131H62V132H61ZM80 131H81V130H80ZM80 131H78V132H80ZM175 131H177V130H175ZM236 131H237V129H236ZM17 132H18V131H17ZM28 132H29V131H28ZM31 132H32V131H31ZM33 132H34V131H33ZM48 132H49V131H48ZM50 132H51V131H50ZM56 132H57V131H56ZM60 132H61V133H64V132H63V128H62V130H60ZM103 132H104V131H103ZM115 132L118 134L119 130H117V131H115ZM0 133H2V132H0ZM4 133H5V132H4ZM45 133H47V132H45ZM51 133H52V132H51ZM61 133H57V134H61ZM68 133H69V132H68ZM73 133H75V132H73ZM116 133H115V134H116ZM14 134H16V133H14ZM18 134H19V133H18ZM33 134H34V137H35V132H34ZM38 134H39V133H38ZM47 134H48V135H43V139L45 138L44 142H42V145L44 146L43 148L46 147L45 145H48V144H46V143H48V140H47L48 136L51 137L50 139H52V140H51V143H52V142H54V141H53V138H54L53 136L56 135V134H55V135H51V136H50L49 133H47ZM64 134H65V136H68V135H69V134L67 135V132L64 133ZM71 134H72V132H71ZM76 134H77V133H76ZM104 134H105V133H104ZM110 134H109V135H110ZM0 135H1L0 137H2V134H0ZM26 135H27V134H26ZM61 135H62V134H61ZM74 135H75V134H74ZM74 135H72V137H73ZM79 135H81V134L79 133ZM79 135H78V136H79ZM183 135L185 136V133H184ZM32 136H33V135H32ZM40 136H41V135H40ZM40 136H39V137H40ZM44 136H45V137H44ZM111 136H110V137H111ZM118 136H119V140H120V139H121L120 134H118ZM18 137H20V135H19ZM18 137H17V138H18ZM23 137H24V136H23ZM25 137H27V136H25ZM76 137H77V136H76ZM81 137H82V135H81ZM110 137H109V138H110ZM113 137H115V136L113 135ZM148 137H149V136H148ZM17 138H16V139H17ZM40 138H41V137H40ZM82 138H84V137H82ZM116 138H117V136H116ZM123 138H124V137H123ZM151 138H152V137H151ZM14 139H15V138H14ZM22 139H23V138H22ZM22 139H21V140H22ZM31 139H32V137H31ZM48 139H49V138H48ZM38 140H40V139H38ZM59 140H60V139H59ZM83 140H84V139H83ZM83 140H82V141H83ZM88 140H89V139H88ZM108 140H109V139H108ZM121 140H122V139H121ZM155 140H156V139H155ZM155 140H154V141H155ZM18 141H19V140H18ZM18 141H17V142H18ZM40 141H41V140H40ZM42 141H43V140H42ZM46 141H47V142H46ZM60 141H61V142H63V141H67V142H68V140H60ZM60 141H59V143H61ZM77 141H79V139H78ZM115 141H116V140H115ZM152 141H153V140H152ZM159 141H160V140H159ZM14 142H15V141H14ZM17 142H16V143H17ZM27 142H28V141H27ZM27 142H26V143H27ZM49 142H50V141H49ZM85 142H87V141H85ZM119 142H121V141H119ZM163 142H164V141H162V143H163ZM166 142H167V141H166ZM173 142H175V141H173ZM173 142H172V143H173ZM176 142H177V141H176ZM194 142H195V141H194ZM30 143H32V140H31ZM30 143H29V144H30ZM55 143H56V142H55ZM59 143H57V144L60 146ZM83 143H84V142H83ZM113 143H114V142H113ZM121 143H122V142H121ZM149 143H150V142H149ZM168 143H169V142H168ZM168 143H167V145L169 146ZM52 144H53V143H52ZM52 144L50 145L49 148H51ZM68 144H69V143H68ZM68 144H66V147H67ZM70 144H71V143H70ZM84 144H85V143H84ZM96 144H98V143H96ZM152 144H153V143H152ZM178 144H179V143H178ZM22 145H23V144H22ZM24 145H25V144H24ZM58 145H57V146H58ZM64 145H65V144H63V146L61 145L62 147H60V148H62V150L65 149V146H64ZM72 145H74V143H73ZM75 145H76V144H75ZM85 145H86V144H85ZM87 145H88V144H87ZM87 145H86V146H87ZM98 145H100V144H98ZM170 145H171V144H170ZM26 146H27V145H26ZM28 146H29V145H28ZM38 146H39V143H38ZM78 146L81 147V145H79V144H78ZM13 147H14V145H13ZM13 147H12V148H13ZM20 147H21V146H20ZM23 147H25V146H23ZM73 147H75V149H76V146H73ZM98 147H99V146H97V148H98ZM159 147H160V146H159ZM25 148H26V147H25ZM25 148H24V149H25ZM47 148H48V146H47ZM60 148L55 147V150H57V149L60 150ZM63 148H64V149H63ZM84 148H85V147H84ZM86 148L88 149L89 147H86ZM91 148H92V147H91ZM100 148H101V147H100ZM148 148H150V145H149ZM17 149H18V148H17ZM21 149H22V148H21ZM21 149H19V150H21ZM24 149H23V150H24ZM39 149H40V148H39ZM41 150H42V149H41ZM62 150H61V151H62ZM90 150H91V149H90ZM99 150H100V149H99ZM158 150H159V149H158ZM11 151H13V150H10V152H11ZM15 151H16V150H15ZM17 151H18V150H17ZM28 151H29V150H28ZM111 151H112V150H111ZM112 152H114V151H112ZM151 152H152V151H151ZM163 152H164V151H163ZM22 153H24V152H22ZM38 153H39V152H38ZM70 153H71V152H70ZM94 153H95V152H94ZM100 153H102V155H104V153H103L101 150H100ZM156 153H157V151H156ZM158 153H159V151H158ZM158 153H157L156 155H158ZM166 153H167V152H166ZM114 154H116V153H114ZM149 154H151V155H149L150 157H152V155H154V154H152V153H149ZM192 154H193V153H192ZM192 154H190L191 157H192ZM39 155H40V154H38V156H39ZM184 155H186V154H184ZM188 155H189V154H188ZM21 156H22V155H21ZM86 156H88V155H86ZM99 156H100V155H99ZM176 156H178V155H176ZM24 157L26 158L27 156H24ZM32 157H33V156H32ZM106 157H107V156H106ZM156 157H157V156H156ZM161 157H163V156H161ZM165 157H168V158L170 159V157H172V156L169 157V156H166V155H165ZM165 157L163 158V160L166 159ZM186 157H187V156H186ZM20 158H21V157H20ZM20 158H19V159H20ZM22 158H23V157H22ZM64 158L66 159L65 156H64ZM68 158H69V157H68ZM152 158L155 159L154 156H153ZM158 158H159V155H158ZM187 158H188V157H187ZM45 159H47V157H46ZM59 159H60V158H59ZM59 159H58V161H59ZM153 159H150V161L153 160ZM172 159L174 160V157H172ZM184 159H185V158H184ZM188 159H189V158H188ZM27 160H28V159H27ZM31 160H33V159H31ZM35 160H36V159H35ZM69 160H70V159H69ZM99 160H100V158H99ZM163 160H162V158H161L160 161H163ZM175 160H176V159H175ZM18 161H19V160H18ZM45 161H47V160H45ZM71 161H72V160H71ZM73 161H74V160H73ZM75 161H76V160H75ZM75 161H74V162H75ZM155 161H157V159H155ZM165 161H166V160H165ZM177 161H179V159L176 160V161H173V162L176 163ZM37 162H38V161H37ZM40 162H41V161H40ZM53 162H54V161H53ZM95 162H96V161H95ZM168 162L170 163V161H168ZM173 162H172V160H171V163H172V164H173ZM17 163H18V162H17ZM21 163H22V162H21ZM23 163H24V162H23ZM35 163H36V162H35ZM54 163H57V161L54 162ZM149 163H150V162H149ZM158 163H159V162H158ZM38 164H39V163H38ZM38 164H36V165H38ZM58 164H59V163H58ZM94 164H95V163H94ZM98 164H100V162H99ZM172 164H169V165H172ZM18 165H19V164H18ZM149 165H150V164H149ZM163 165H164V164H163ZM169 165L165 164L166 167L169 166ZM12 166H13V165H12ZM31 166H32V165H31ZM38 166H39V165H38ZM103 166H104V165H103ZM174 166H176V164H174ZM174 166H173V167H174ZM177 166H178V164H177ZM180 166H181V165H180ZM234 166H236V165L234 164ZM14 167H15V166H14ZM19 167H20V166H19ZM27 167H28V166H27ZM27 167H26V168H27ZM34 167H35V165H34ZM50 167H51V166H50ZM98 167H99V166H98ZM169 167H171V166H169ZM232 167H233V166H232ZM11 168H12V167H11ZM20 168H21V167H20ZM51 168H52V167H51ZM100 168H101V164H100ZM159 168H160V167H159ZM164 168H165V167H164ZM175 168H176V167H175ZM178 168H179V167H178ZM190 168H191V167H190ZM16 169H17V168H16ZM16 169H15V170H16ZM43 169H44V168H43ZM43 169H42V170H43ZM45 169H46V167H45ZM98 169H99V168H98ZM173 169H174V168H173ZM180 169H181V171H180L179 173L183 172V169H182L181 167H180ZM241 169H242V167H241ZM8 170H9V169H8ZM22 170H23V169H22ZM22 170H20V171H22ZM32 170H33V169H32ZM42 170H41V171H42ZM154 170H155V168H154ZM160 170H161V169H160ZM164 170H165V169H164ZM176 170L179 171V169H176ZM186 170H187V169H186ZM255 170H256V169H255ZM33 171H34V170H33ZM44 171H45V170H43L42 172H44ZM47 171L49 172V171H51V170H49V168H48V170L46 169V172H44V174L41 173V174H42L41 176L46 175V174L48 173ZM99 171H101V169H99ZM152 171H153V169H151V172H150L151 174L153 173ZM161 171H163V170H161ZM173 171H174V170H173ZM173 171H172V172H173ZM11 172H12V171H11ZM11 172H10V173H11ZM16 172H19V171H16ZM16 172H15V173H16ZM53 172H54V171H53ZM101 172H102V171H101ZM134 172H135V171H134ZM138 172H139V171H138ZM142 172H143V169L141 168L140 173H142ZM163 172H164V171H163ZM167 172H168V170H167ZM170 172H171V171H170ZM186 172H189V169H188ZM205 172H206V171H205ZM254 172H255V171H254ZM3 173H4V172H3ZM13 173H14V172H13ZM29 173H30V172H29ZM32 173H34V172H32ZM32 173H31V174H32ZM45 173H46V174H45ZM49 173H50V172H49ZM49 173H48L47 176L50 175ZM58 173H59V172H58ZM179 173H178L177 175H179ZM189 173H190V172H189ZM189 173H188V174L186 173V176H187L188 180H189V179L192 180L194 177H190L192 174L189 175ZM200 173H201V172H200ZM11 174H12V173H11ZM19 174H20V173H19ZM22 174H23V173H22ZM167 174H169V173H167ZM167 174H166V175H167ZM181 174H182V173H181ZM181 174H180V176H181ZM202 174H205V173H202ZM202 174H201V175H202ZM3 175H4V174H3ZM13 175H14V174H13ZM39 175H40V173H39ZM39 175H38V178L41 177V176H39ZM51 175H52V174H51ZM51 175H50V176H51ZM53 175H54V174H53ZM53 175H52L51 177H53ZM57 175H59V174H57ZM64 175H65V174H64ZM141 175H142V174H141ZM160 175H161V174H160ZM172 175H173V174H172ZM174 175H175V174H174ZM174 175H173V178L175 177ZM201 175H199L198 177H200ZM205 175H206V174H205ZM250 175H251V174L249 173L247 176H250ZM255 175H256V174H255ZM4 176H5V175H4ZM29 176H30V175H29ZM31 176H34V174H32ZM47 176L45 177V181H46V182H47V180H48V179H46ZM60 176H61L60 178L63 177L62 173H61ZM65 176H66V175H65ZM65 176H64V177H65ZM100 176H101V175H100ZM100 176H99V177H100ZM137 176H138V175H137ZM153 176H154V174L152 175V177H153ZM156 176H158V175H156ZM162 176H163V177L165 176V172L162 174ZM180 176H177V177H180ZM183 176H184V174H183ZM186 176H185L184 178H186ZM244 176H245V178H247V177H246V174H245ZM244 176H243V178H244ZM8 177H9V176H8ZM8 177H7V178H8ZM16 177L18 178L17 175H16ZM43 177H44V176H43ZM43 177H41V178H43ZM51 177H50V178H51ZM66 177H67V176H66ZM117 177H118V176H117ZM138 177H139V176H138ZM142 177H143V176H142ZM142 177L140 176V179H141ZM169 177H170V176H169ZM177 177H176V178H177ZM189 177H190V178H189ZM5 178H6V177H5ZM7 178H6V179H7ZM36 178H37V176H36ZM48 178H49V177H48ZM50 178H49V180L51 181L52 178H51V179H50ZM56 178H57V177H56ZM60 178H59L58 183H59V182L61 183ZM120 178H122V177H120ZM134 178H135V177H134ZM153 178H154V181H155V180H156V179H155L156 177L154 176ZM165 178H166V177H165ZM176 178H175V179H176ZM191 178H192V179H191ZM195 178H196V177H195ZM201 178H202V177H201ZM201 178H200V179H201ZM205 178H206V180H205ZM205 178H202V179H201V183H202L203 179L205 180V181H203L204 183L207 181L208 178H207V177H205ZM209 178H210V177H209ZM213 178H215V177H213ZM249 178H250V177H249ZM2 179H3V177H2ZM11 179H13V178H11ZM31 179H32V178H31ZM54 179H55V178H54ZM68 179H69V181H70V178H69V177H68ZM157 179H158V178H157ZM196 179H197V181H198V178H196ZM211 179H212V178H210V180H211ZM36 180H37V179H36ZM36 180H34V182H35ZM43 180H44V179H43ZM49 180H48V181H49ZM158 180H159V179H158ZM180 180H183V179L181 178ZM193 180H195V179H193ZM210 180L207 181V184H208L209 182H211ZM215 180H218V179L215 178ZM242 180H243V179H242ZM244 180H245V179H244ZM37 181H39V180H37ZM37 181H36V184L38 185L39 183H37ZM45 181H44V182H45ZM54 181H56V182H54V185H55V183H57V180H54ZM98 181H99V180H98ZM98 181H97V183H94V182H93V183H94L95 185H97V184H99ZM154 181H152V182H154ZM170 181H171V180H170ZM176 181H177V180H176ZM178 181H179V180H178ZM195 181H196V180H195ZM245 181H247V180H245ZM34 182H33V185L35 184ZM44 182H40V183H44ZM52 182H53V181H52ZM62 182H64V179L62 180ZM67 182H68V181H67ZM67 182H65V183H67ZM156 182H157V181H155V183H156ZM180 182H181V183H180ZM180 182H178V184H180V185L183 184V181H180ZM187 182H188V181H187ZM3 183H4V182H3ZM30 183H32V181H31ZM68 183H69V182H68ZM101 183H102V181H101ZM101 183H100V184H101ZM121 183H122V182H121ZM155 183H153L154 186L156 185ZM173 183H174V182H173ZM184 183H185V180H184ZM192 183H193V182H192ZM212 183H213V182H212ZM212 183H211V185H212ZM249 183H250V182H249ZM51 184H52V183H51ZM94 184H92V185H94ZM100 184H99V185H100ZM186 184H187V183H185V185H186ZM190 184H191V183H190ZM202 184H203V183H202ZM215 184H216V182H215ZM215 184H213V185H215ZM11 185H12V184H11ZM11 185H10V186H11ZM29 185H30V184H29ZM62 185H66V184H62ZM99 185H98V186H99ZM172 185H174V184H172ZM176 185H177V184H176ZM185 185H184V186H185ZM27 186H28V185H27ZM57 186H58V185H57ZM68 186H69V184L67 185V187H68ZM101 186H103V185H101ZM101 186H100V189H101V188H102V189L105 188L104 186H103V187H101ZM107 186H108V184H107ZM107 186H106V187H107ZM154 186H153V187H154ZM187 186H188V184H187ZM187 186H186V187H187ZM46 187H47V186H46ZM51 187H52V186H51ZM69 187L71 188L72 186H69ZM69 187H68L67 190H71V189H72V188L70 189ZM144 187H145V185H144ZM144 187H143V189H144ZM186 187H185V188H186ZM224 187H225V186H224ZM48 188H49V187H48ZM57 188H58V187H57ZM59 188H60V189H63V188H61V186H60ZM59 188H58V190H59ZM64 188H65V187H64ZM98 188H99V187H98ZM107 188H108V187H107ZM107 188H106V189H107ZM145 188H146V187H145ZM183 188H184V187H183ZM183 188H182V189H183ZM106 189H105V191H107ZM150 189H151V188H150ZM154 189H155V187H154ZM154 189L152 188V191H153ZM189 189H190V188H188L187 190H189ZM197 189H198V187H197ZM200 189H201V188H200ZM221 189H222V186H221ZM35 190H37V188H36ZM49 190H51V189L49 188L48 191H49ZM63 190H64V189H63ZM67 190H66V191H67ZM96 190H97V192H99V191H98L99 189H96ZM157 190H159V189H157ZM157 190H156V192H157ZM180 190H181V189H180ZM191 190H192V189H191ZM215 190L218 191L217 189H215ZM233 190H234V189H233ZM38 191H39V190H38ZM51 191H52V190H51ZM101 191H102V190H100V192H101ZM154 191H155V190H154ZM160 191H161V190H160ZM222 191H223V190H222ZM8 192L10 193V191H8ZM22 192H23V191H22ZM40 192H42L41 189H40L39 193H40ZM59 192H62V191L59 190ZM63 192H65V191H63ZM100 192H99V193H100ZM180 192H181V191H180ZM187 192H188V191H187ZM187 192H185V190L183 189V192H182L183 195H182L181 197H183L184 195H186V194H184V193H187ZM190 192H191V191H190ZM190 192H188V193L191 194ZM214 192H215V191H214ZM219 192H220V191H218L217 194H218ZM223 192H225V191H223ZM223 192H222V193H223ZM28 193H29V192H28ZM28 193H27V194H28ZM37 193H38V192H37ZM39 193H38V194H39ZM52 193H53V191H52ZM52 193H51V195H52ZM56 193H57V192H56ZM145 193H146V191H145ZM202 193H204V192H202ZM57 194H58V193H57ZM61 194L64 195L65 193H64V194L61 193ZM97 194H98V193H97ZM162 194H165V193H162ZM189 194H187L188 197H189ZM225 194H226V193H225ZM16 195H17V194H16ZM16 195L14 194V196H16ZM40 195H42V194L40 193ZM40 195H38V196H39V197H37L38 199L41 197ZM62 195H60V197H61ZM99 195H100V194H99ZM101 195H104V194L101 193ZM106 195H107V194H106ZM146 195H147V194H146ZM187 195H186V197H187ZM192 195H193V194H192ZM207 195H208V194H207ZM207 195H206V197L209 196V195H208V196H207ZM223 195H224V193H223ZM27 196H28V195H27ZM35 196H36V194L34 195V197H35ZM44 196H45V195H44ZM52 196H53V195H52ZM52 196L50 197L51 199L53 198ZM58 196H59V194H58ZM104 196H105V195H104ZM190 196H191V195H190ZM194 196H196V194H195ZM202 196H203V195H202ZM225 196H226V195H225ZM20 197H21V196H20ZM56 197H57V196H56ZM106 197H108V195H107ZM191 197H192V196H191ZM196 197H197V196H196ZM199 197H200V196H199ZM96 198H97V197H96ZM126 198H127V197H126ZM136 198H137V197H136ZM149 198H151V197H149ZM8 199H9V197H8ZM16 199H17V197H16ZM21 199H22V198H21ZM38 199H36V200H38ZM123 199H124V198H123ZM146 199H148V196L146 197ZM146 199H145V200H146ZM45 200H46V199H45ZM54 200H57V198L54 199ZM125 200L127 201L128 199H125ZM131 200H132V199H131ZM19 201H20V200H19ZM21 201H22V200H21ZM29 201L31 202V200H29ZM46 201L48 202V200H46ZM111 201H112V200H111ZM16 202H17V200H16ZM107 202H108V201H107ZM128 202H129V201H128ZM132 202H134V200H132ZM141 202H142V201H141ZM151 202H152V201H151ZM213 202H214V201H213ZM54 203H56V201H55ZM138 203H140V201H139ZM44 204H45V203H44ZM46 204H47V203H46ZM58 204H59V203H58ZM151 204H152V203H151ZM16 205H17V203H16ZM16 205H13V203H12V206H13L14 208L16 207ZM135 205H136V204H135ZM143 205H144V204H143ZM199 205H201V204H199ZM7 206H8V208H9V207H11V204H9V205H7ZM138 206H139V205L137 204V208H136V207H135V208H136L137 210L140 211V209H138ZM152 206H153V204H152ZM158 206H159V205H158ZM172 206H173V205H170V208H173ZM194 206H195V205H194ZM81 207H82V206H81ZM153 207H154V206H153ZM153 207H152V208H153ZM183 207H184V206H183ZM14 208H13V209H14ZM155 208H157V209H155ZM179 208H180V206H179ZM196 208H198V207H196ZM141 209H142V208H141ZM158 209H159V208H158L157 206L154 207L155 212H156V210H158ZM56 210H57V208H56ZM149 210H150V209H149ZM152 210H153V209H152ZM152 210H151V211H152ZM219 210H220V209H219ZM46 211H47V209H46ZM179 211L181 212L182 210H179ZM194 211H195V210H194ZM223 211H224V210H223ZM225 211H226V210H225ZM29 212H30V211H29ZM55 212H57V211H55ZM137 212H138V211H137ZM167 212H168V211H167ZM167 212H166V214H167ZM184 212L187 213V212H189V211H184ZM226 212H227V211H226ZM27 213H28V212H27ZM140 213H141V212H140ZM170 213H171V215H170L169 218L171 219V216H172V219H173V218L175 219V217H174L175 214H173V212H172L171 210H170ZM185 213H184V214H185ZM220 213H221V212H220ZM7 214H8V213H7ZM120 214H121V213H120ZM148 214H149V213H148ZM166 214H165V215H166ZM168 214H169V212H168ZM172 214H173V215H172ZM181 214H183V212H182ZM26 215H28V214H26ZM29 215H30V214H29ZM29 215H28V216H29ZM123 215H124V217H125V214H122V215H120V216L122 217ZM131 215H132V213H131ZM141 215H143V214H141ZM144 215H145V214H144ZM194 215H195V214H194ZM97 216H98V215H97ZM139 216H140V215H139ZM150 216H151V215H150ZM150 216H148V218H150V220H151V218H153V217H152V216L150 217ZM177 216H178V215H177ZM189 216H190L189 213H188V215L186 214V219H185V220H186V224H188V223H187V220H188L187 218H188ZM74 217H75V216H74ZM121 217H119V218L121 219ZM127 217H128V216H127ZM137 217H138V215H137ZM166 217H167V215H166ZM166 217H165V218H166ZM179 217H181V216H179ZM182 217H183V215H182ZM182 217H181V218H182ZM217 217H218V216H217ZM8 218H9V217H8ZM12 218H15V217L13 216ZM132 218H133V217L128 218L127 220H130V219H132ZM189 218L191 219V216H190ZM6 219H7V216H6ZM166 219H167L166 222H168V218H166ZM172 219H171V221H170L169 223H171V222L173 221V224L175 225V223H177V222H175V220H172ZM194 219H195V218H194ZM123 220H125V219H122V221H123ZM127 220H126V221H127ZM138 220H140V218H138ZM148 220H149V219H148ZM160 220H161V219H160ZM181 220H182V219H181ZM26 221H27V220H26ZM122 221H120V222H122ZM151 221H153V219H152ZM155 221H156V220H155ZM155 221H153V222H155ZM182 221H183V220H182ZM182 221H181V223H182ZM188 221H190V220H188ZM9 222H11V221H9ZM127 222H129V221H127ZM153 222L151 223V225H154ZM161 222H162V221H161ZM27 223H28V222H27ZM96 223H97V222H96ZM131 223H132V222H131ZM131 223L129 224L130 226L132 225ZM200 223H201V222H200ZM182 224H183V223H182ZM155 225H156V223H155ZM7 226H8V225H7ZM156 226H157V225H156ZM163 226H164V225H162V228H163ZM201 226H202V224H201ZM3 227L5 228V226H3ZM101 227H102V226H101ZM131 227H133V225H132ZM165 227H166V225H165ZM181 227H182V226H181ZM187 227H188V226H187ZM21 229H22V228H21ZM132 230H133V229H132ZM183 230H184V229H183ZM188 230H189V229H188ZM185 231H186V229H185ZM192 231H193V230H191V232H192ZM2 232H3V231H2ZM125 232H126V231H125ZM179 232H180V230H179ZM179 232H178V233H179ZM181 232H182V230H181ZM189 232H190V231H189ZM129 233H131V235H133L132 232L129 231ZM129 233H127V234H129ZM184 233H185V232H184ZM127 234H126V235H127ZM145 234H146V233H145ZM146 235H147V234H146ZM146 235H143V236H145V240H146V242L148 243L147 245H149L150 241H147L148 239H146ZM190 235L193 237V234H190ZM198 235H199V233H198ZM198 235H196V236H198ZM1 236H2V235L0 234V238H1ZM127 236L129 237V235H127ZM202 236H203V235H202ZM4 237H5V236H4ZM11 237H13V236L11 235ZM14 237H17V236H14ZM39 237H40V236H39ZM183 237H184V235H183ZM183 237H182V235H181V237H179L178 240H179V241H180V240L183 241ZM189 237H190V236H187L186 239H184V240L187 241V242H186V243H188L187 245H190V240H187V239H190V238H191V237H190V238H189ZM203 237H204V236H203ZM206 237H207V236H206ZM130 238H131V237H130ZM134 238H135V236H134ZM149 238H151L150 235H149ZM176 238H177V236H176ZM180 238H181V239H180ZM2 239H4V238L2 237ZM11 239H12V238H11ZM131 239L133 240V238H131ZM191 239H196V237H193V238H191ZM36 240H37V239L34 238V240H32V241H36ZM38 240H39V238H38ZM38 240H37V241H38ZM40 240H41V239H40ZM149 240H150V239H149ZM2 241H3V240H2ZM200 241H201V240H200ZM0 242H1V241H0ZM9 242H10V241H9ZM46 242H48V241H46ZM146 242H145V244H146ZM17 243H18V241H17ZM22 243H24V241H22ZM30 243H31V242H30ZM172 243L174 244V242H172ZM183 243H185V242H183ZM195 243H196V242H195ZM1 244H2V242H1ZM8 244H9V243H7V245H8ZM11 244H12V243H11ZM11 244H9V245H11ZM7 245H6V246H7ZM9 245H8V246H9ZM31 245H32V244H31ZM43 245H45V242H44ZM196 245H197V244H196ZM0 246H1V245H0ZM6 246H3V247L6 249ZM14 246H15V244H14ZM3 247H2V248H3ZM29 247H30V246H28V248H29ZM33 247H34V246H33ZM192 247H193V246H192ZM30 249H33V248L31 247ZM236 249H237V248H236ZM0 250H1V247H0ZM43 250H44V249H43ZM149 250H150V249H149ZM237 250H239V249H237ZM10 252H12V250H10ZM25 252H26V251H25ZM27 252H28V251H27ZM33 252H34V251H33ZM150 252H151V251H150ZM191 252H192V251H191ZM0 253H1V251H0ZM18 253H19V252H18ZM21 253H23V252H21ZM30 253H31V252H30ZM35 253H37V252H35ZM35 253H34V254H35ZM52 253H53V252H52ZM206 253H208V252L206 251ZM9 254H12V253H9ZM26 254H27V253H26ZM37 254H38V253H37ZM37 254H36V257H37V259H38L39 257H38ZM1 255H2V253H1ZM42 255H47V254H42ZM52 255H53V254H52ZM56 255H57V254H56ZM61 255H62V254H61ZM206 255H208V254H206ZM25 256H26V255H25ZM57 256H58V255H57ZM197 256H199V255L197 254ZM44 257H46V256H44ZM58 257H59V256H58ZM151 257H152V256H150L149 258H151ZM172 257H173V256H172ZM223 257H224V256H223ZM237 257H238V256H237ZM6 258H8V257H6ZM6 258H4V259L6 260ZM53 258H54V257H53ZM200 258H201V257H200ZM208 258H210V253H209ZM212 258H213V257H212ZM9 259H11V258H9ZM45 259H46V258H45ZM45 259L43 260V262H45ZM47 259H48V257H47ZM184 259H186V258H184ZM196 259H198V258L196 257ZM167 260H168V259H167ZM23 261H24V260H23ZM198 261H199V260H198ZM225 261H226V260H225ZM11 262H12V261H11ZM233 262H234V261H233ZM0 263L3 264V261L1 262V260H0ZM31 263H32V262H31ZM171 263H172V262L169 261V263H166V264H171ZM230 263H231V262H230ZM4 264H5V263H4ZM32 264H33V263H32ZM203 264H204V263H203ZM237 264H238V263H237Z\"/></svg>",
  "mask_w": 264,
  "mask_h": 264
}]
</instances>
